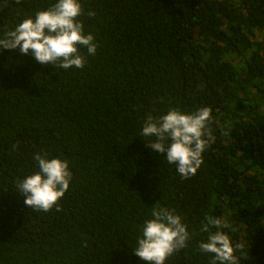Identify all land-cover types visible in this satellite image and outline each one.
<instances>
[{"label":"trees","instance_id":"trees-1","mask_svg":"<svg viewBox=\"0 0 264 264\" xmlns=\"http://www.w3.org/2000/svg\"><path fill=\"white\" fill-rule=\"evenodd\" d=\"M57 2L0 0V38ZM80 2L98 45L81 48L82 69L0 50V264H148L134 249L161 207L191 237L165 264H212L199 247L209 216L245 245L239 264H264V0ZM202 107L214 141L185 179L143 124ZM37 153L69 162L59 211L28 207L17 187Z\"/></svg>","mask_w":264,"mask_h":264},{"label":"clouds","instance_id":"clouds-1","mask_svg":"<svg viewBox=\"0 0 264 264\" xmlns=\"http://www.w3.org/2000/svg\"><path fill=\"white\" fill-rule=\"evenodd\" d=\"M20 3V0H16ZM80 0H58L48 10H41L34 18H27L14 30L7 31L0 38V50L19 49L22 54H31L42 65L55 68L82 69L86 57L95 55L98 45L91 34H85V25L79 19L84 15ZM87 15L94 16V12ZM212 109L202 107L193 114L178 109H170L166 115L154 118L149 115L143 124L141 135L155 139L146 141L148 147L161 154L166 153V161L176 166L177 172L185 179L194 176L204 163L202 156L214 141L208 123ZM168 139L172 143L166 146ZM15 147V146H14ZM39 171L29 175L17 185L25 197L24 203L36 211H59V201L69 190L72 172L69 162L59 158H47L39 153L35 156ZM153 219L146 221L143 235L137 242L134 254L148 264H165L168 257L187 248L190 233L188 226L174 210L157 208ZM227 227L220 218H206L201 230L209 233L207 242H201L204 253L213 254L212 264H239L237 251L244 249L241 243L233 245L229 235L212 228Z\"/></svg>","mask_w":264,"mask_h":264}]
</instances>
